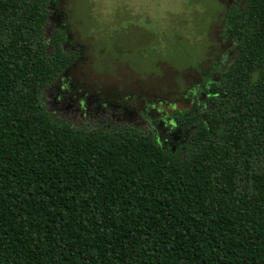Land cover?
<instances>
[{"label": "trees", "instance_id": "16d2710c", "mask_svg": "<svg viewBox=\"0 0 264 264\" xmlns=\"http://www.w3.org/2000/svg\"><path fill=\"white\" fill-rule=\"evenodd\" d=\"M52 1L0 0V264H264V0L226 3L175 149L49 112L75 60Z\"/></svg>", "mask_w": 264, "mask_h": 264}, {"label": "rangeland", "instance_id": "374dc122", "mask_svg": "<svg viewBox=\"0 0 264 264\" xmlns=\"http://www.w3.org/2000/svg\"><path fill=\"white\" fill-rule=\"evenodd\" d=\"M229 1L61 0L57 8L69 11L91 50L61 77L72 106L56 109L54 98L66 92L60 79L45 92L47 109L76 126L127 124L167 136L173 149L183 145L174 114L192 103L201 81L196 67L208 68L231 46L221 38ZM56 23L50 18L45 27L48 42Z\"/></svg>", "mask_w": 264, "mask_h": 264}, {"label": "flooded vegetation", "instance_id": "af4514ba", "mask_svg": "<svg viewBox=\"0 0 264 264\" xmlns=\"http://www.w3.org/2000/svg\"><path fill=\"white\" fill-rule=\"evenodd\" d=\"M60 3L61 0H53L52 3L48 6V19H47V23L48 20L51 19H56L57 23H56V27L54 29V31L51 34V37L49 39V42L47 41V45L48 48L51 49L53 47L52 42H53V35L56 33V31H61V33H63L64 35V39L62 41V47L65 51H67L68 53L72 54L75 56V60L72 64V66H74L77 62V60H80L81 58H83L84 54H85V50L86 52L88 50H91V40L88 38H84L83 35H81V33H79L78 31H75L73 23L70 21L69 19V11H65L64 9H58L56 6V3ZM47 25V24H46ZM47 40V39H46ZM71 67H69L50 87L54 86L55 83H57L58 81H61V87L65 88L66 92L65 93H59L56 95V97L54 98V104L56 106L57 110L63 109L65 108L66 110L69 109L72 104L66 105L65 101L66 98L68 96H65V94L67 95V92H71V90L69 88H67V85L63 84L65 79H61V77L63 75H65V73L70 69ZM61 79V80H60ZM48 87V88H50ZM47 88V89H48ZM79 105H81L82 107H85L84 105V100H79L78 98H76V100ZM79 109V108H78ZM174 119V118H173ZM175 120V119H174ZM176 128L180 129V131H182V129L179 127L178 121L175 120ZM151 128H155L154 127V123H152V127ZM153 131H155L154 129H151ZM155 133H157L155 131ZM157 135L159 136V134L157 133ZM167 136H165V138L163 139V137H160V140L162 142V144L164 146L168 145V141H167ZM167 141V142H166Z\"/></svg>", "mask_w": 264, "mask_h": 264}]
</instances>
